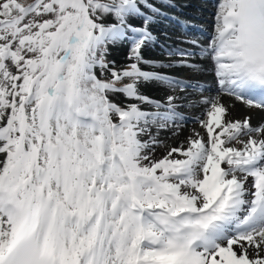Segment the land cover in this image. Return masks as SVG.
Instances as JSON below:
<instances>
[{
	"label": "snow or ice",
	"instance_id": "obj_1",
	"mask_svg": "<svg viewBox=\"0 0 264 264\" xmlns=\"http://www.w3.org/2000/svg\"><path fill=\"white\" fill-rule=\"evenodd\" d=\"M175 7L0 0V264H264V123L202 99L197 60L264 113V0H218L206 46L181 38L193 50L146 59ZM118 46L126 67L108 60ZM194 96L204 134L165 145Z\"/></svg>",
	"mask_w": 264,
	"mask_h": 264
},
{
	"label": "bare ground",
	"instance_id": "obj_2",
	"mask_svg": "<svg viewBox=\"0 0 264 264\" xmlns=\"http://www.w3.org/2000/svg\"><path fill=\"white\" fill-rule=\"evenodd\" d=\"M194 0H174L176 4L175 9H169L168 14L172 18L173 23L177 26L180 24H185L184 22H188L185 25H189V21H192L193 27L199 32L200 35L203 36V39L200 38L198 41L206 46L208 42L211 40L214 35V27H215V19L214 15L216 12V5L218 0H199L200 3L193 2ZM163 14L160 18L170 19V16ZM174 15V16H173ZM178 19V20H177ZM172 36H171V35ZM154 35L158 36L159 45L153 49H147L145 52L146 59L153 60H162L167 62L169 59L167 57V52L169 50H175L177 48H182L180 43L181 38H186L184 34H178L177 32H172L170 28H167L163 24L156 23L154 26ZM170 37V39H169ZM187 39V38H186ZM129 51V46H118L114 47L111 50L110 60H114L116 62L117 68L125 67L130 61L127 60V54ZM197 60L200 62L203 68L206 69V72L201 75L199 78L203 84V86L208 89L203 92V98H213L219 97V102L229 106L232 109V116L235 119H241L245 115H250L252 117V122L259 126L264 123V113H260L256 110H247L242 104L237 101H234L233 98L228 97L227 95L220 94L217 90L216 85L213 83V76L211 74V67L207 59L200 60L199 56ZM146 71H163L169 75H175L178 77H185L190 74L189 70H181V69H152L148 66L144 67ZM141 91L144 94L151 96L152 98L161 99L166 96V91L155 85H146ZM120 100H125L126 98L122 95L118 97ZM196 102L195 96L193 100L189 102L188 106L181 109L184 117L186 118L185 122L182 124L181 128L177 130L176 135H173L171 132L161 133L160 139L164 142L165 145L169 147H175L177 144L182 143L187 137L191 136L194 132H199L201 135L204 134V129L201 127L199 121L204 119V112L206 111V107H202L199 104L197 106H192L193 103ZM156 154L164 155L163 147L157 148Z\"/></svg>",
	"mask_w": 264,
	"mask_h": 264
},
{
	"label": "rangeland",
	"instance_id": "obj_3",
	"mask_svg": "<svg viewBox=\"0 0 264 264\" xmlns=\"http://www.w3.org/2000/svg\"><path fill=\"white\" fill-rule=\"evenodd\" d=\"M108 60H110V55H109V57H108ZM110 61H111V60H110ZM126 66H127V65H126ZM126 66H125V67H126ZM154 155H155L156 157H161V156H162V155L159 156L160 154H156V153H154Z\"/></svg>",
	"mask_w": 264,
	"mask_h": 264
}]
</instances>
